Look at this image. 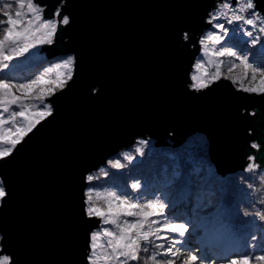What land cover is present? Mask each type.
Here are the masks:
<instances>
[{
	"label": "water",
	"instance_id": "obj_1",
	"mask_svg": "<svg viewBox=\"0 0 264 264\" xmlns=\"http://www.w3.org/2000/svg\"><path fill=\"white\" fill-rule=\"evenodd\" d=\"M36 2L45 18L57 7L70 17L38 52L73 55L75 75L47 101L53 115L0 161L8 191L0 236L14 264H86L88 235L99 227L84 214L86 176L140 140L180 147L203 134L218 175L245 170L249 155L264 167V95L227 79L190 87L206 20L221 0Z\"/></svg>",
	"mask_w": 264,
	"mask_h": 264
},
{
	"label": "snow or ice",
	"instance_id": "obj_2",
	"mask_svg": "<svg viewBox=\"0 0 264 264\" xmlns=\"http://www.w3.org/2000/svg\"><path fill=\"white\" fill-rule=\"evenodd\" d=\"M44 11L45 6L36 0H0V161L11 157L25 138L53 115V106L47 101L58 91H63L75 75L76 58L73 55L25 82H17L15 77L6 75L15 67L13 62H18L30 50L54 44L60 28L71 22L68 15H61L60 7L51 18H45ZM206 23L211 29L199 43L203 57L207 59H198L193 65L190 87L203 91L221 79H227L238 91L264 95V56L253 62L250 51L259 45L264 53V9L258 8L257 0H221L209 13ZM182 38L185 41L191 39L187 32ZM224 57L231 58L227 72L230 74L233 69L242 67V75H226L222 71ZM206 65L215 70L209 72ZM249 114L254 116L255 112ZM148 143L146 139L138 142L145 147ZM250 146L257 151L261 149V144L255 141ZM135 153L143 156L144 147L137 146ZM247 159L245 171L262 173L259 180L264 185V168L256 162L257 157L249 155ZM135 160L136 155L125 152L122 158L109 160L108 164L122 170ZM104 175L108 173L104 171ZM174 175L179 177V172ZM96 179L98 177L92 174L86 176L90 185ZM143 187L141 181L135 179L130 185L114 184L103 192L94 187L87 189L84 214L89 219H97L99 227L88 235L86 264H177V261L179 264H216L214 259L200 255L199 250H184L186 241L183 238L192 224L167 220L169 203L155 195L146 198ZM255 191L264 193V188ZM7 196L8 191L0 179V206ZM260 203L264 205V194ZM255 215L264 221V212ZM251 239L254 241L257 237L253 235ZM2 241L0 236V264H14L13 257L5 254ZM252 248L254 245L250 244L249 251L224 258V264H264V252L253 254Z\"/></svg>",
	"mask_w": 264,
	"mask_h": 264
},
{
	"label": "trees",
	"instance_id": "obj_3",
	"mask_svg": "<svg viewBox=\"0 0 264 264\" xmlns=\"http://www.w3.org/2000/svg\"><path fill=\"white\" fill-rule=\"evenodd\" d=\"M259 48L258 45L256 48H250V51L258 54ZM62 57L64 56L48 58L40 54L39 59L29 68L22 69L19 73H10L9 76L15 77L16 80L30 79L40 74L43 67ZM40 65L42 66L39 67ZM148 141L146 147L139 145L138 141L133 148L109 159L122 158L123 153L132 152L136 155V160L124 169L117 170L107 164L92 172L98 179L89 184L88 188L94 187L103 192L111 189L114 184L123 187L139 179L144 185L142 192L146 194V198H153L155 195L169 203L166 219L177 218L195 227L196 233L191 232L183 238L186 241L185 247L191 250L188 245L190 238L194 237L197 240L196 246L201 249L200 255L222 260L219 264H224V258L234 253L249 251L250 244L254 245L251 249L253 254L264 252V221L255 215L257 212H264V205L260 203L264 193L255 191L264 188L259 180L262 173L243 170L226 177L218 175L208 155V144L203 134L191 136L180 147L172 144L157 145L155 141ZM137 146L144 147L143 156L135 153ZM101 169L108 175H104ZM175 172H179V177L174 175ZM169 181L173 183L169 184ZM238 219L246 224L244 229H234L233 224L231 225L232 221ZM203 221L206 223L201 224ZM220 235L223 239L218 241ZM253 235L257 237L254 241L251 239Z\"/></svg>",
	"mask_w": 264,
	"mask_h": 264
},
{
	"label": "rangeland",
	"instance_id": "obj_4",
	"mask_svg": "<svg viewBox=\"0 0 264 264\" xmlns=\"http://www.w3.org/2000/svg\"><path fill=\"white\" fill-rule=\"evenodd\" d=\"M15 8H16V6L14 5V7H13V11H15ZM24 11L26 12L27 11V9L25 8L24 9ZM0 18H2V17H0ZM210 30V29H209ZM209 30H207L202 36H204ZM0 35H2V32H0ZM44 45H42V46H38L36 49H32V50H30V53H27V54H25V57H21V58H19V61L17 62V61H14L13 62V64L15 65V67H12V68H10V70L6 73V75H9L10 73H13V72H21V70L22 69H25V68H29L30 67V65L31 64H33V62H35V61H37L38 59H39V55L40 54H42V52H38V51H40L41 49H42V47H43ZM258 50H260V48L258 49ZM38 52V53H37ZM43 56H45L44 54H42ZM68 55H66V56H64V57H62V59H60V60H57L55 63H52L51 65H49V66H47V67H43L42 68V72L41 73H43L44 71H46L48 68H53L54 67V65L55 64H57V63H59V62H61L64 58H66ZM262 56H264V53H262L261 51H259V53L258 54H253L252 53V60H253V62H256V61H258V60H260L261 58H262ZM201 58H203V59H207L206 57H203V54H202V51L200 52V54L198 55V57H197V60L198 59H201ZM223 60H224V65L222 66V71L226 74V75H242V73H243V68L242 67H238V68H235V69H233V72L232 73H228L227 72V69H228V67H229V65H230V63H231V58H228V57H224V58H222ZM197 60H196V62H197ZM237 63H239V61H237ZM42 65H40L39 67H41ZM207 67H208V71L209 72H213L215 69H214V67L213 66H211V65H206ZM262 66H264V65H262ZM194 72V68H193V70H192V73ZM40 73V74H41ZM40 74H36L35 76H37V75H40ZM52 75L53 76H55V72H53L52 73ZM35 76L34 77H32V78H35ZM32 78H30V79H32ZM251 77H250V75H249V79H250ZM257 78L259 79V74H257ZM17 82H25L26 80H16ZM17 94H19V93H17ZM47 103H49V102H47ZM195 135H197V134H195ZM201 135V134H200ZM152 141H153V139H152ZM168 214H166V216H167ZM168 219L167 220H169V221H175V222H182L181 220H179V219H177V218H173V217H167ZM207 219H209V218H207ZM210 220V219H209ZM206 223V221H203L201 224H203V223ZM243 222H241V220H234V221H232L231 222V225L233 224V226H234V229L235 228H237L238 230H240V229H244L245 228V226H246V224H242ZM194 226L192 225V227L190 228L191 230L189 231V233L188 234H190L191 232H195L196 233V230H194ZM214 229V228H213ZM216 234H217V232H216ZM223 239V236L222 235H220V236H218V241L219 240H222ZM190 244L188 245L189 246V248L191 249V250H188L186 247L184 248V250L185 251H197V250H199V254H200V248L198 247V246H196V244H197V240L196 239H194V237H192V238H190ZM192 247V248H191ZM195 247V248H194ZM216 261V264H219L220 262H222V260H215ZM224 262V261H223ZM178 264H179V261H178Z\"/></svg>",
	"mask_w": 264,
	"mask_h": 264
}]
</instances>
